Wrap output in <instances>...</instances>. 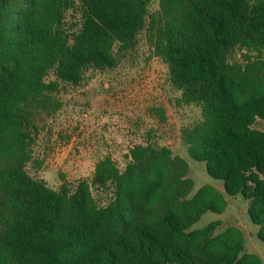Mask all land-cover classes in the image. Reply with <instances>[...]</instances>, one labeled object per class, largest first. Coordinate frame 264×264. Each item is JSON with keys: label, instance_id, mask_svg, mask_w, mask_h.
I'll return each mask as SVG.
<instances>
[{"label": "trees", "instance_id": "1", "mask_svg": "<svg viewBox=\"0 0 264 264\" xmlns=\"http://www.w3.org/2000/svg\"><path fill=\"white\" fill-rule=\"evenodd\" d=\"M154 3L0 0V264H262L241 228L194 225L240 195L264 242V0ZM145 46L200 109L180 138L224 190L193 193L189 163L150 142L50 186L49 120Z\"/></svg>", "mask_w": 264, "mask_h": 264}, {"label": "rangeland", "instance_id": "2", "mask_svg": "<svg viewBox=\"0 0 264 264\" xmlns=\"http://www.w3.org/2000/svg\"><path fill=\"white\" fill-rule=\"evenodd\" d=\"M154 2L153 9L159 0ZM142 49L140 55L135 54V64L125 61L87 89L66 96L62 108L49 120V131L41 145L46 165L37 174L50 186L57 188L63 181L86 178L106 152L120 162L132 147L150 142L169 146L174 157L189 163L193 193L207 183L224 190L220 180L208 175L204 162L190 157L180 138L183 127L201 119L200 109L179 103L180 92L165 82V65L154 59L146 62L148 48ZM160 109L167 116L165 121L158 114ZM255 126L264 130V121ZM227 200L225 212L205 213L194 228L216 220L220 222L218 231L231 225L241 228L247 251L258 254L264 264V242L247 214V201L240 195L227 196Z\"/></svg>", "mask_w": 264, "mask_h": 264}, {"label": "crops", "instance_id": "3", "mask_svg": "<svg viewBox=\"0 0 264 264\" xmlns=\"http://www.w3.org/2000/svg\"><path fill=\"white\" fill-rule=\"evenodd\" d=\"M251 252V251H250Z\"/></svg>", "mask_w": 264, "mask_h": 264}]
</instances>
